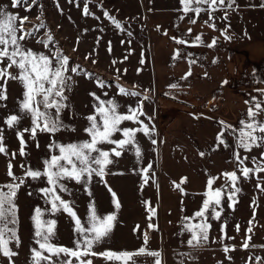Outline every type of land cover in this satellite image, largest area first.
I'll use <instances>...</instances> for the list:
<instances>
[{
  "label": "rangeland",
  "instance_id": "374dc122",
  "mask_svg": "<svg viewBox=\"0 0 264 264\" xmlns=\"http://www.w3.org/2000/svg\"><path fill=\"white\" fill-rule=\"evenodd\" d=\"M85 3L91 13L88 16L83 14ZM29 5L31 10L26 11L24 7L13 8L12 0H0V8L29 18L24 24L26 31H31L43 21L46 27L37 36L45 41L47 34L53 36L48 48L35 39L26 40V47L50 57L59 50L69 58L70 68L77 65L79 68L78 74L69 73L75 83L71 91L65 93L68 108L61 113L64 130L55 135L38 131L35 140L28 133H23L26 142V154L23 156L20 155L18 134L31 127V120L24 116L17 127L10 129L6 125L5 120L10 115L23 116L19 112V102L23 99L24 91L18 82L7 81L8 98L0 101V130L9 155L0 154V186L13 183L8 176L9 161L12 172L19 178L15 183L20 180L24 183L15 197L18 222L15 226L9 225L15 227L20 241L17 246L13 240L9 248L18 255L13 256L11 261L0 255V264H33L32 250L39 249L33 219L36 208L44 212L41 220L56 221L55 236L51 242L69 249L75 247V240L79 236L74 232V220L63 211L55 214L47 211L51 205L42 191L50 187L46 178L33 180L25 173L29 168L41 172L45 170L44 161L59 154L58 148L50 147L53 142L67 145L90 139L84 131L89 125L86 117L94 114L96 104L90 93H96L104 100L115 99L121 112H126L128 107L136 108L142 101L144 112L152 119L149 121L144 116L140 119L150 128L154 126L151 139L157 141L152 144L151 139L143 133H137L136 140L141 149L139 158L134 148L130 147L120 157H112L113 163L107 166L103 180L93 175L90 182L83 184L65 181L71 194L61 195L63 199L73 202V208L84 227H89L87 219L91 205L101 216L116 213L117 220L110 238L95 247L94 251H136L144 245L146 232L147 249L160 252L162 264H264V191L257 187L261 181L256 177H241L237 184L241 191L236 194L235 200L238 202L233 207H229L226 196L222 199L221 206L217 208L221 212L220 219L208 220L211 228L206 244L197 248L187 244L190 233L184 230L183 226L189 222L185 218L193 217L201 210L206 192H190L177 187L178 184L165 174L162 154L164 126L176 115L191 110L211 111L223 117L233 129L238 130L242 125L219 97L206 102H186L162 91L153 67V47L158 35L169 24L183 19L210 22L221 28L235 45L264 37V0H235L231 9L225 10L221 6L220 10L212 13L202 11L198 16L191 11L185 13L181 0H36L35 4L29 0ZM225 15L227 19H224ZM38 16L40 19H37ZM109 16L115 18L121 28H117ZM11 71L15 74L17 70L13 68ZM97 81L103 82L105 87L100 88ZM3 83L0 80V84ZM120 87L141 95L122 96ZM104 92L108 95H103ZM144 96L149 99L144 100ZM121 127L135 128L138 125L126 121ZM122 138L120 133L113 136L116 140ZM99 147L109 150L114 145L102 144ZM238 150L241 157H249L246 161L249 168L253 167L252 158L259 159L261 152H264L261 148H253L251 152H245L240 147ZM12 153H15L14 158ZM235 171L239 176L237 167ZM145 175L148 177L147 183ZM259 176L264 177V172ZM109 187L119 199L121 207L118 212L114 208ZM261 187H264V183H261ZM146 202L155 210V216L151 219ZM199 222L200 218L191 221L192 224ZM149 224L154 228L150 229ZM137 228L139 230L134 231ZM245 242L249 243L247 249L243 247ZM225 247L229 248L228 252L224 251ZM84 259H91L93 264H121L120 261H106L99 256ZM135 259L138 264H153L154 260L147 255ZM73 264H76L74 258Z\"/></svg>",
  "mask_w": 264,
  "mask_h": 264
},
{
  "label": "snow or ice",
  "instance_id": "6c2138e0",
  "mask_svg": "<svg viewBox=\"0 0 264 264\" xmlns=\"http://www.w3.org/2000/svg\"><path fill=\"white\" fill-rule=\"evenodd\" d=\"M90 2V0H89ZM36 3V0H33ZM183 11L185 13L194 12L197 16L202 11L209 13L221 9H231L235 0H181ZM207 6L206 8L203 6ZM12 7H24L26 11L31 10L29 0H12ZM85 16L90 15L87 3L83 8ZM107 16L108 14L105 13ZM111 22L117 27L121 28V24L113 17H108ZM29 18L19 17L18 15L11 14L4 9L0 8V80L4 81L0 84V101L7 100L6 84L8 80L18 82L23 88V99L19 102V112L21 115H10L6 118L5 123L11 129L20 124L21 119L26 116L31 120V127L23 129V132L18 134V139L21 144L20 155H25L24 147L26 142L23 133H28L32 139H36L37 132L48 133L55 135L58 131L64 130V124L61 119V113L68 108L66 103L68 96L66 92L71 91L75 81L73 76L69 73L78 74L79 65L69 67V58L63 55L59 50L52 54L45 55L38 53L26 47L25 41L28 39H35L37 43L48 48L49 44L53 42V36L47 34V40L38 37L37 34L46 25L43 21L35 26L31 31H26L24 28L25 22ZM37 19H40L38 16ZM224 19H227L225 15ZM195 23V20L192 19ZM215 27L214 24L210 25ZM131 35V33H129ZM225 38L230 39L225 33ZM196 41L201 42V37L197 36ZM178 43H186V41H177ZM215 40L212 44L207 45L213 47ZM178 55V53H177ZM6 62V63H5ZM95 62V61H94ZM15 68L17 71L14 74L11 69ZM90 77V74L85 73ZM186 75H191V72ZM100 88H104L103 82L97 81ZM226 84L227 81H224ZM175 87V85H173ZM261 95H264V90H258ZM119 93L122 96L138 97L141 94L135 91H128L123 87L119 88ZM96 101L94 104V114L89 115L86 119L89 122L88 127L84 129L85 133L90 137L89 140L81 143H69L67 145L57 144L53 142L50 147L58 148V155H52L49 159L44 161L45 170L43 172L32 170L29 168L25 176L33 180L41 177L46 178L50 187L43 189V194L51 205L49 211L52 214L63 211L67 213L74 220V232L78 234L79 238L75 240V247L69 249L64 246L53 244L51 241L55 236V220H41L44 212L40 208L35 209L33 217L35 221V236L39 249H33V264H73V258L76 264H93L91 259H84L85 257H102L106 261H120L121 264H138L135 257L140 255H147L153 257V264H162L161 253L147 249L148 235L145 232L143 239L144 245L133 252L123 251L116 253L113 251L96 252L93 249L100 244H103L110 238L117 220L116 213L101 216L97 213L94 205L90 207V214L87 219L89 227H84L81 219L77 216L73 208V202L63 199L61 193H68L69 188L65 181H74L78 184H83L91 181L93 175L100 177L101 180L105 177L108 165L113 163L112 157H120L124 151L134 148L136 156H141V149L136 140L137 133H143L144 136L151 139L154 133V126L151 128L140 119L141 116L146 117L151 121L152 117L147 116L143 110V102L141 101L136 108L128 107L126 112L119 111L120 105L115 99L104 100L96 93H90ZM103 95L107 96L108 93L104 92ZM148 100L147 96L143 97ZM246 103H248L246 101ZM264 115V101L256 102L248 109L246 121L241 122L240 129H233L234 133H238V147L245 152H251L253 148L264 149V121L259 117ZM132 122L138 125L135 128H122L121 124L124 122ZM231 127V126H229ZM74 131L75 129H71ZM116 133H120L122 139H113ZM259 133V134H258ZM223 133L217 137L220 144H224L222 139ZM152 144H156L155 139H151ZM108 144L114 145L109 150H104L99 145ZM0 154L9 155L4 146V136L0 130ZM95 154V155H94ZM13 158L15 153L11 154ZM203 155V153H201ZM249 160L248 156L241 157L236 154L237 171L222 174L226 183L221 188L213 189L214 180L217 178L209 179L207 182L208 191L205 193L206 199L202 203L201 210L197 211L193 217H186L189 221L183 227L184 230L190 233V238L187 244L192 248L202 247L209 241V230L211 225L208 223L209 219L219 220L221 212L217 210L222 204V199L226 196L229 201V207H233L238 201L235 200L237 193L241 191L237 187L241 177L243 179H251L256 177L261 183H264V177H260L259 173L264 172V152H261L260 158L253 157L251 163L253 167L246 166V161ZM23 167V165H21ZM151 168V165L148 166ZM11 161L8 165V176L13 183L0 186V255L11 258L18 253L13 252L9 248L10 242L15 241L18 246L20 241L15 227L17 224L18 206L15 203V197L20 186L24 183L20 180L15 183L19 178L12 172ZM186 179V178H184ZM148 177L145 175V183ZM105 185L106 184V181ZM261 183L257 187L264 191ZM179 187V185H177ZM7 189V191H5ZM232 189V191H229ZM108 191L113 197V205L118 212L121 205L115 192L109 187ZM181 191H183L181 189ZM91 195V193H89ZM149 211L152 216H155V210L151 208L149 202ZM200 218V222L192 224L193 219ZM150 229L154 225L149 224ZM238 229V226H237ZM139 229H134L138 231ZM250 232L251 229H248ZM229 239H231L229 237ZM250 240V237H248ZM243 247L247 249L249 243L245 242ZM225 252L229 248L225 247ZM47 253V255H45Z\"/></svg>",
  "mask_w": 264,
  "mask_h": 264
},
{
  "label": "crops",
  "instance_id": "0c3cea01",
  "mask_svg": "<svg viewBox=\"0 0 264 264\" xmlns=\"http://www.w3.org/2000/svg\"><path fill=\"white\" fill-rule=\"evenodd\" d=\"M194 20L173 22L157 37L153 67L161 90L186 102L219 97L239 121H246L248 109L264 101L258 91L264 90V37L235 45L221 28ZM197 36L201 37L199 43ZM213 40L215 45L208 47ZM259 119L264 121V115ZM220 133L224 144L217 139ZM162 142L165 174L187 191L207 192L212 178H217L212 186L216 189L226 182L222 174L237 167V133L211 111L176 115L165 124Z\"/></svg>",
  "mask_w": 264,
  "mask_h": 264
}]
</instances>
